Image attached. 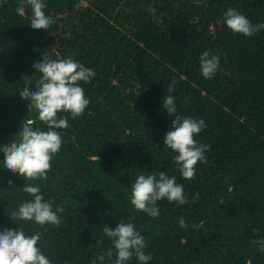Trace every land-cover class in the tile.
I'll return each instance as SVG.
<instances>
[{
    "label": "trees",
    "instance_id": "1",
    "mask_svg": "<svg viewBox=\"0 0 264 264\" xmlns=\"http://www.w3.org/2000/svg\"><path fill=\"white\" fill-rule=\"evenodd\" d=\"M42 2L53 19L47 30L31 27L26 3L19 15L21 0H0V148L18 140L27 121L48 130L19 95L29 80L36 90L42 73L33 64L46 52L73 58L95 77L80 82L90 101L83 115L58 113L69 127L57 129L62 145L46 179L10 172L0 151V231L40 232L38 247L52 264H91L111 247L104 224L121 220L144 236L148 264H264V251L251 243L264 239V30L245 37L224 22L234 8L264 23V0ZM205 50L219 57L211 79L200 70ZM173 79L177 114L207 125L194 136L210 148L193 180L181 176L177 153L164 144L176 115L163 107ZM161 171L183 185L188 203L158 201L153 218L131 204V188L139 175ZM26 183L65 208L59 226L12 217L32 199Z\"/></svg>",
    "mask_w": 264,
    "mask_h": 264
},
{
    "label": "clouds",
    "instance_id": "2",
    "mask_svg": "<svg viewBox=\"0 0 264 264\" xmlns=\"http://www.w3.org/2000/svg\"><path fill=\"white\" fill-rule=\"evenodd\" d=\"M32 9L30 25L33 29L47 30L53 24V19L44 12L42 0H21L17 6L19 15L25 14L24 4ZM79 7V5H77ZM225 24L234 33L251 37L264 30V23L253 24L244 14L234 8H228L225 13ZM201 74L211 79L219 68V57L205 50L200 56ZM33 68L42 73L35 83V91L29 89L32 81H27L19 91V95L30 101L29 109L35 108L39 119L47 125V131L34 129L32 122L23 123L19 131V139L5 144L0 151L4 153V166L12 173H19L27 181L47 178L51 169L53 156L62 145V136L57 129L69 127L66 117L58 118V113H70L73 118L83 115L90 101L86 98L80 82H90L95 77V71L80 64L71 57L54 60L46 52ZM175 80L166 88L167 95L163 98V107L168 115H175L171 129L164 135V144L177 155L174 157L181 176L186 180L196 177L198 162H206V150L209 145L198 143L194 136L207 125L203 119L177 114L175 103ZM12 182L10 181L9 184ZM23 192L30 194L32 199L22 202L11 213L12 217L22 221H35L39 225L61 224V213L65 208L55 205L53 200H45L39 185L26 183ZM131 204L136 210L150 217L160 215L157 202L167 199L169 203L179 205L188 203L183 185L177 183L175 176H169L161 171L158 174L139 175L131 188ZM199 198L197 193L192 202ZM181 227H186V221L181 217L178 221ZM103 233L111 241V247L91 261V264H126L135 257L139 264H148L151 254H145L147 247L144 236L133 223L119 221L112 228L104 224ZM41 233L26 235L22 226L19 229L4 228L0 231V264H52L49 258L38 247ZM97 243H103V238ZM261 251H264V239L253 240ZM115 258L113 259V257Z\"/></svg>",
    "mask_w": 264,
    "mask_h": 264
}]
</instances>
